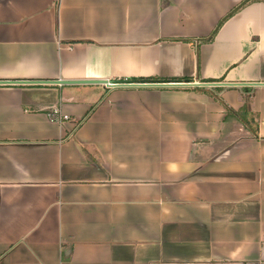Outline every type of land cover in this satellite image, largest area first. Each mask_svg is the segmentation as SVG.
<instances>
[{
  "label": "crops",
  "instance_id": "crops-1",
  "mask_svg": "<svg viewBox=\"0 0 264 264\" xmlns=\"http://www.w3.org/2000/svg\"><path fill=\"white\" fill-rule=\"evenodd\" d=\"M0 264H264V0H0Z\"/></svg>",
  "mask_w": 264,
  "mask_h": 264
},
{
  "label": "trees",
  "instance_id": "trees-1",
  "mask_svg": "<svg viewBox=\"0 0 264 264\" xmlns=\"http://www.w3.org/2000/svg\"><path fill=\"white\" fill-rule=\"evenodd\" d=\"M234 11V10H233ZM232 11V12H233ZM213 33L212 32L210 35H208L207 37H204V38H201L199 41L200 42H208L212 39V36H213ZM199 77V76H198ZM155 80L154 81H172V82H190L192 81L191 78H169V79H157V78H154ZM127 81H130V82H134V81H138V80H127ZM207 81H212V80H207ZM214 81V80H213ZM222 90V87L220 86H212L211 88H206V89H201L199 91H205L207 92L208 94L211 95V97H213L221 106H223V108L225 109L226 111V115H232V116H235L237 117L243 124L245 127H247L254 135L257 136V131L256 129L253 128V126H249V122H254V119H256V125H257V119H258V115L257 114H254L250 111V109L248 108L247 105H244L240 110H233L230 106H228V104L218 95V93ZM247 114L250 115L249 119L247 117Z\"/></svg>",
  "mask_w": 264,
  "mask_h": 264
},
{
  "label": "built area",
  "instance_id": "built-area-1",
  "mask_svg": "<svg viewBox=\"0 0 264 264\" xmlns=\"http://www.w3.org/2000/svg\"><path fill=\"white\" fill-rule=\"evenodd\" d=\"M116 84L115 81L113 80H105L104 85L110 86ZM46 117L50 120H62V119H67V115L61 113L60 109L58 106L53 105L47 112H46Z\"/></svg>",
  "mask_w": 264,
  "mask_h": 264
}]
</instances>
